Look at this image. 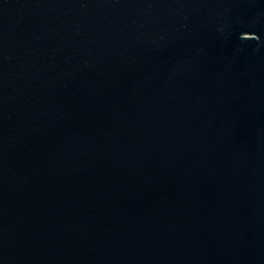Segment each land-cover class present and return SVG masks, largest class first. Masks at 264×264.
I'll return each instance as SVG.
<instances>
[{"label": "water", "instance_id": "obj_1", "mask_svg": "<svg viewBox=\"0 0 264 264\" xmlns=\"http://www.w3.org/2000/svg\"><path fill=\"white\" fill-rule=\"evenodd\" d=\"M0 264H264V0H0Z\"/></svg>", "mask_w": 264, "mask_h": 264}]
</instances>
